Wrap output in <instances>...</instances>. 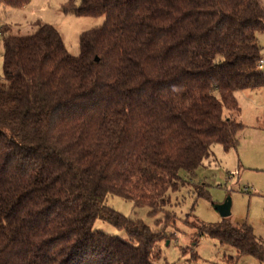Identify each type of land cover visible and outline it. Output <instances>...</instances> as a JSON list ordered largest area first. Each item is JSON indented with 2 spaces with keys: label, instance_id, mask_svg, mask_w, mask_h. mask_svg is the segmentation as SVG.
I'll return each mask as SVG.
<instances>
[{
  "label": "trees",
  "instance_id": "obj_1",
  "mask_svg": "<svg viewBox=\"0 0 264 264\" xmlns=\"http://www.w3.org/2000/svg\"><path fill=\"white\" fill-rule=\"evenodd\" d=\"M64 10L105 18L81 33L77 56L51 25L0 28V264H154L164 234L106 199L156 211L211 146L236 147V93L264 87L259 1L70 0ZM96 219L129 241L93 231ZM189 226L264 264L250 225Z\"/></svg>",
  "mask_w": 264,
  "mask_h": 264
},
{
  "label": "rangeland",
  "instance_id": "obj_2",
  "mask_svg": "<svg viewBox=\"0 0 264 264\" xmlns=\"http://www.w3.org/2000/svg\"><path fill=\"white\" fill-rule=\"evenodd\" d=\"M70 0H29L20 8L0 3V28L8 26L10 35H26L33 31L36 22L53 26L59 33L67 52L79 53L81 33L101 27L104 16L82 17L65 11ZM78 7L81 0H71ZM264 16V0H259ZM260 54L264 56V31L254 34ZM3 46L0 39V74L2 72ZM264 58V57H262ZM264 74V69L261 70ZM238 94V92H237ZM243 129L237 134V145L225 151L220 145L210 147L209 156L192 175L180 171V182L175 189H168L163 206L153 211L148 206H137L133 201L112 195L106 199L108 208L130 220L141 221L153 232L164 237L155 242L160 257L154 264H263L252 256H238L235 250L220 244L215 238L197 237L195 228L189 226L219 223L221 217L215 206L228 197L231 201L230 216L234 225L248 224L258 239H264V131L254 128L256 123L254 102L239 97ZM257 99L264 104V89ZM256 101V99H255ZM264 123V105L259 107ZM203 185L208 197L198 196L195 187ZM173 216L167 221V217ZM93 231L116 236L124 241L129 237L124 230L96 219Z\"/></svg>",
  "mask_w": 264,
  "mask_h": 264
},
{
  "label": "crops",
  "instance_id": "obj_3",
  "mask_svg": "<svg viewBox=\"0 0 264 264\" xmlns=\"http://www.w3.org/2000/svg\"><path fill=\"white\" fill-rule=\"evenodd\" d=\"M259 10H260V5H259ZM260 14L262 15L261 11H260ZM262 57H264V56H262ZM263 89H264V87H261L259 89H247V90L239 91L238 94L236 93V100H237V103H238V101L240 100L239 97L244 95L245 99H249V100H251L252 102L255 103L254 106H253V110H255L254 118L257 117V116H259V117L256 118V121H255L256 123H254V128L264 131V123H257V121L261 120V115L258 112L259 109H260L259 107L264 105L262 103V101L257 99V96L259 95V93L263 92ZM255 99H256V101H255ZM238 106H239V111H238V114L236 115V120L239 121L243 125L242 120H241V107H240L239 104H238Z\"/></svg>",
  "mask_w": 264,
  "mask_h": 264
},
{
  "label": "water",
  "instance_id": "obj_4",
  "mask_svg": "<svg viewBox=\"0 0 264 264\" xmlns=\"http://www.w3.org/2000/svg\"><path fill=\"white\" fill-rule=\"evenodd\" d=\"M231 201L230 198H226L223 203L215 206L216 211L222 219L230 216Z\"/></svg>",
  "mask_w": 264,
  "mask_h": 264
},
{
  "label": "built area",
  "instance_id": "obj_5",
  "mask_svg": "<svg viewBox=\"0 0 264 264\" xmlns=\"http://www.w3.org/2000/svg\"><path fill=\"white\" fill-rule=\"evenodd\" d=\"M255 69L256 71H261L264 69V58H260L255 63Z\"/></svg>",
  "mask_w": 264,
  "mask_h": 264
}]
</instances>
